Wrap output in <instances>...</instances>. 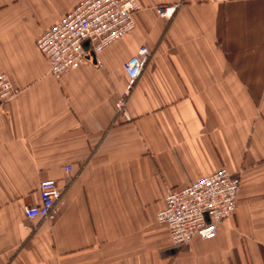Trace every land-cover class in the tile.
Instances as JSON below:
<instances>
[{
  "label": "crops",
  "instance_id": "0c3cea01",
  "mask_svg": "<svg viewBox=\"0 0 264 264\" xmlns=\"http://www.w3.org/2000/svg\"><path fill=\"white\" fill-rule=\"evenodd\" d=\"M80 1L0 0V73L20 91L0 110V264H264V0H138L99 64L89 53L56 79L37 40ZM222 166L241 177L235 214L174 246L167 193ZM49 178L61 212L29 220Z\"/></svg>",
  "mask_w": 264,
  "mask_h": 264
},
{
  "label": "built area",
  "instance_id": "2783aa9c",
  "mask_svg": "<svg viewBox=\"0 0 264 264\" xmlns=\"http://www.w3.org/2000/svg\"><path fill=\"white\" fill-rule=\"evenodd\" d=\"M142 9L138 0H81L63 18L45 30L37 47L45 55L50 72L56 79L86 62L89 53L98 56L114 42L126 37L135 27L134 14ZM175 5L158 6L162 16L171 17ZM152 51L141 45L125 63L126 89L116 107L127 113V97L136 86ZM20 94L7 73H0V110ZM70 173L72 166H66ZM241 177L226 166L202 175L194 181L171 190L165 205L157 214L159 222L169 228L174 246H185L199 236L213 239L219 226L232 217L237 208ZM64 186L57 179H45L40 184V202L25 207L29 220H55L63 207Z\"/></svg>",
  "mask_w": 264,
  "mask_h": 264
},
{
  "label": "water",
  "instance_id": "95a60500",
  "mask_svg": "<svg viewBox=\"0 0 264 264\" xmlns=\"http://www.w3.org/2000/svg\"><path fill=\"white\" fill-rule=\"evenodd\" d=\"M92 55V60H93V63L95 64V65H97V60H96V57H95V55L94 54H91ZM88 58H90V55L88 56Z\"/></svg>",
  "mask_w": 264,
  "mask_h": 264
}]
</instances>
